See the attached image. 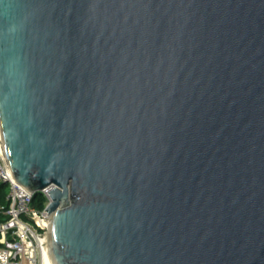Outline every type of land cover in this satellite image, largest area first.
Instances as JSON below:
<instances>
[{
    "label": "water",
    "instance_id": "water-1",
    "mask_svg": "<svg viewBox=\"0 0 264 264\" xmlns=\"http://www.w3.org/2000/svg\"><path fill=\"white\" fill-rule=\"evenodd\" d=\"M0 139L52 264H264V0H0Z\"/></svg>",
    "mask_w": 264,
    "mask_h": 264
},
{
    "label": "built area",
    "instance_id": "built-area-1",
    "mask_svg": "<svg viewBox=\"0 0 264 264\" xmlns=\"http://www.w3.org/2000/svg\"><path fill=\"white\" fill-rule=\"evenodd\" d=\"M3 183L8 193L6 203L0 205V264H47L43 235L50 224V189L42 191V200L36 204L33 193L13 177L0 149V184Z\"/></svg>",
    "mask_w": 264,
    "mask_h": 264
},
{
    "label": "trees",
    "instance_id": "trees-1",
    "mask_svg": "<svg viewBox=\"0 0 264 264\" xmlns=\"http://www.w3.org/2000/svg\"><path fill=\"white\" fill-rule=\"evenodd\" d=\"M6 188H7L6 185L0 184V205L6 203V195L8 193V189H6ZM41 200H42V197L40 198V201ZM2 220H3V218H2V216H0V222Z\"/></svg>",
    "mask_w": 264,
    "mask_h": 264
},
{
    "label": "bare ground",
    "instance_id": "bare-ground-1",
    "mask_svg": "<svg viewBox=\"0 0 264 264\" xmlns=\"http://www.w3.org/2000/svg\"><path fill=\"white\" fill-rule=\"evenodd\" d=\"M0 149H1V151H2V147H1V139H0ZM46 250H47V264H52L51 263V260H50V257H49V254H48V247H47V245H46V248H45Z\"/></svg>",
    "mask_w": 264,
    "mask_h": 264
},
{
    "label": "rangeland",
    "instance_id": "rangeland-1",
    "mask_svg": "<svg viewBox=\"0 0 264 264\" xmlns=\"http://www.w3.org/2000/svg\"><path fill=\"white\" fill-rule=\"evenodd\" d=\"M6 189H8V187ZM40 198H41L40 196L36 197V200H35L36 204L40 201Z\"/></svg>",
    "mask_w": 264,
    "mask_h": 264
}]
</instances>
